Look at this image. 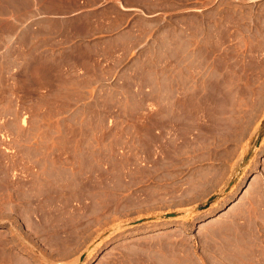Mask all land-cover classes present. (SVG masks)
<instances>
[{
    "label": "rangeland",
    "instance_id": "1",
    "mask_svg": "<svg viewBox=\"0 0 264 264\" xmlns=\"http://www.w3.org/2000/svg\"><path fill=\"white\" fill-rule=\"evenodd\" d=\"M123 1L40 65L0 21V264H264V0Z\"/></svg>",
    "mask_w": 264,
    "mask_h": 264
},
{
    "label": "crops",
    "instance_id": "2",
    "mask_svg": "<svg viewBox=\"0 0 264 264\" xmlns=\"http://www.w3.org/2000/svg\"><path fill=\"white\" fill-rule=\"evenodd\" d=\"M79 7L71 10H65L48 4L45 0H10L7 4L1 6L0 2V21L11 23L14 25L12 33L8 34V45L12 47H20L26 55L32 54V58L39 62L59 60L63 48L61 39L62 24L76 19L79 14L89 16L92 13H103L110 7H116L117 12L123 16L135 14V11H144L151 16L157 12V9H142V5L137 2L126 4L123 0H79ZM116 14L112 17L102 20L105 24V32H89L87 35L89 40L105 37L106 43H117L123 39L127 26H133V21L127 24L125 18L117 31H107L109 23L116 18ZM77 37L66 44L65 48L72 49L76 47ZM138 43L137 41H135ZM141 45L135 48L138 49ZM120 51L116 53L117 57L113 59H126L120 57ZM30 57V56H29ZM110 57L105 56V60ZM61 71V69H58ZM71 71V70H70ZM53 75H56V69L53 68ZM73 73H69L72 75ZM77 74V73H75ZM33 75L43 76L45 73L42 68L38 67ZM60 118V117H59Z\"/></svg>",
    "mask_w": 264,
    "mask_h": 264
},
{
    "label": "water",
    "instance_id": "3",
    "mask_svg": "<svg viewBox=\"0 0 264 264\" xmlns=\"http://www.w3.org/2000/svg\"><path fill=\"white\" fill-rule=\"evenodd\" d=\"M175 214L173 213H170V214H166L165 217H170V216H174ZM85 258V254H83L81 257H80V262Z\"/></svg>",
    "mask_w": 264,
    "mask_h": 264
}]
</instances>
